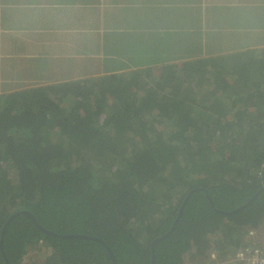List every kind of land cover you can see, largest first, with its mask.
<instances>
[{"label": "trees", "instance_id": "16d2710c", "mask_svg": "<svg viewBox=\"0 0 264 264\" xmlns=\"http://www.w3.org/2000/svg\"><path fill=\"white\" fill-rule=\"evenodd\" d=\"M16 213L0 264L227 261L264 236V48L0 95V242Z\"/></svg>", "mask_w": 264, "mask_h": 264}, {"label": "crops", "instance_id": "0c3cea01", "mask_svg": "<svg viewBox=\"0 0 264 264\" xmlns=\"http://www.w3.org/2000/svg\"><path fill=\"white\" fill-rule=\"evenodd\" d=\"M264 48V0H0V95Z\"/></svg>", "mask_w": 264, "mask_h": 264}, {"label": "built area", "instance_id": "2783aa9c", "mask_svg": "<svg viewBox=\"0 0 264 264\" xmlns=\"http://www.w3.org/2000/svg\"><path fill=\"white\" fill-rule=\"evenodd\" d=\"M247 245L236 251L235 254L225 262L214 261L213 264H264V236L250 230L246 236ZM216 258L215 254L212 256Z\"/></svg>", "mask_w": 264, "mask_h": 264}, {"label": "water", "instance_id": "95a60500", "mask_svg": "<svg viewBox=\"0 0 264 264\" xmlns=\"http://www.w3.org/2000/svg\"><path fill=\"white\" fill-rule=\"evenodd\" d=\"M208 198H209V194H208ZM209 200H210V198H209ZM251 202H252V200H251L250 202H248L245 206L239 208L238 210H241V209L245 208V207L248 206ZM181 210H182V209H181ZM238 210H237V211H238ZM181 213H182V211L180 212V215H181ZM25 214L29 215L30 218L35 222L33 216H32L30 213H28V212L26 213V212H25ZM17 215H19V213H16L15 215H13V216L9 219V221L7 222V224L5 225V227H4V229H3V232H2V235H1V242H0V248H1L2 251H3V240H4V235H5V231H6V229H7V226H8L9 223L12 221V219L15 218ZM177 222H178V220H177L176 223L174 224V226H173V228L171 229V231H173V229H174V227L176 226ZM35 223H36V222H35ZM36 224H37V223H36ZM37 226H39V225L37 224ZM40 228H41V227H40ZM171 231H170L166 236H168V235L171 233ZM46 232L49 233V234H53V233H50V232H48V231H46ZM53 235H54V234H53ZM166 236H164L163 238H159V239L154 240V242L152 243V248H154L155 244H157L159 241H161L162 239H164ZM59 237H62V238H68V237H69V238H71V236H65V237H63V236H59ZM72 237H76V238H84V239H88V238H90V237H85V236H72ZM5 260H6V264H9L8 261H7V259H6V257H5ZM152 264H154V256H153Z\"/></svg>", "mask_w": 264, "mask_h": 264}, {"label": "rangeland", "instance_id": "374dc122", "mask_svg": "<svg viewBox=\"0 0 264 264\" xmlns=\"http://www.w3.org/2000/svg\"><path fill=\"white\" fill-rule=\"evenodd\" d=\"M30 256L33 257V253ZM42 256H44V255L41 253H39V254L36 253V255H34L33 259H31V260L29 259V257H26L23 261V264H34L38 260V258L42 257Z\"/></svg>", "mask_w": 264, "mask_h": 264}]
</instances>
